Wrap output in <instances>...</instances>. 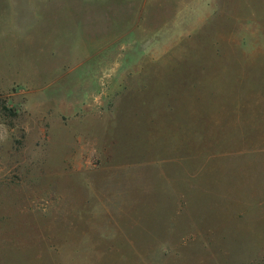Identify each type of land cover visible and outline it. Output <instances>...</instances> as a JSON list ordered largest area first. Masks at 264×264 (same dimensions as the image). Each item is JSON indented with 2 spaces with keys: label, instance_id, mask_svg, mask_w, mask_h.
Masks as SVG:
<instances>
[{
  "label": "rangeland",
  "instance_id": "1",
  "mask_svg": "<svg viewBox=\"0 0 264 264\" xmlns=\"http://www.w3.org/2000/svg\"><path fill=\"white\" fill-rule=\"evenodd\" d=\"M0 264H264V0H0Z\"/></svg>",
  "mask_w": 264,
  "mask_h": 264
}]
</instances>
